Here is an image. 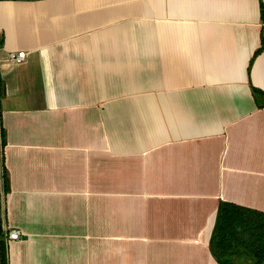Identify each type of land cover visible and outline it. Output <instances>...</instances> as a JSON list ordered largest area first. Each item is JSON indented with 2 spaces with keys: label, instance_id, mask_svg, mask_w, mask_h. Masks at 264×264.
<instances>
[{
  "label": "crops",
  "instance_id": "crops-1",
  "mask_svg": "<svg viewBox=\"0 0 264 264\" xmlns=\"http://www.w3.org/2000/svg\"><path fill=\"white\" fill-rule=\"evenodd\" d=\"M262 2L0 0L7 264H264L211 247L264 213Z\"/></svg>",
  "mask_w": 264,
  "mask_h": 264
},
{
  "label": "trees",
  "instance_id": "trees-1",
  "mask_svg": "<svg viewBox=\"0 0 264 264\" xmlns=\"http://www.w3.org/2000/svg\"><path fill=\"white\" fill-rule=\"evenodd\" d=\"M262 10L264 12L263 2ZM261 50L262 48L256 54ZM254 58H252L251 63H253ZM254 90L257 99L260 97L264 98L263 91L257 88H254ZM3 145H5V142H3ZM3 187L6 193L11 189L10 176L6 167L3 168ZM1 204L2 198L0 194V209ZM0 229L2 233L3 226L1 217ZM227 245H232L234 248L244 247L247 251L253 252L259 262L264 261V213L255 210L241 211L236 205L222 202L217 225L211 241V247L215 255H218L217 250ZM228 262H231V260H221L220 264H227ZM2 263L7 264L6 244L4 240H2Z\"/></svg>",
  "mask_w": 264,
  "mask_h": 264
},
{
  "label": "built area",
  "instance_id": "built-area-1",
  "mask_svg": "<svg viewBox=\"0 0 264 264\" xmlns=\"http://www.w3.org/2000/svg\"><path fill=\"white\" fill-rule=\"evenodd\" d=\"M27 58V51L22 50L19 51L18 53H15L11 56V59L15 61L16 63L23 62ZM22 233L18 229H9L8 231V240H16V239H21Z\"/></svg>",
  "mask_w": 264,
  "mask_h": 264
},
{
  "label": "water",
  "instance_id": "water-1",
  "mask_svg": "<svg viewBox=\"0 0 264 264\" xmlns=\"http://www.w3.org/2000/svg\"><path fill=\"white\" fill-rule=\"evenodd\" d=\"M0 264H2V234L0 229Z\"/></svg>",
  "mask_w": 264,
  "mask_h": 264
}]
</instances>
